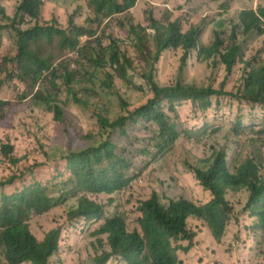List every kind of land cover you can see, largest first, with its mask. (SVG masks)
I'll return each mask as SVG.
<instances>
[{
	"label": "rangeland",
	"instance_id": "rangeland-1",
	"mask_svg": "<svg viewBox=\"0 0 264 264\" xmlns=\"http://www.w3.org/2000/svg\"><path fill=\"white\" fill-rule=\"evenodd\" d=\"M20 1L0 0V6L12 18ZM45 1L50 2L46 6V13L58 28L59 24L63 28L72 15L76 20H82L80 24L86 16H92L88 0ZM260 7H264V0H138L134 8L105 21L108 28L101 26L100 29L104 28L106 36L112 37L123 52H130L137 65L140 58L153 57L156 54L152 39L149 40L143 35L135 39V33H140L142 27L147 28L148 34L153 32L150 21L154 18L163 27L179 20L183 32L191 27H198L203 19L208 18L209 25L201 37L202 46L215 42L218 35L219 40L224 41L220 47L221 56L226 53V48L230 49L235 45L242 47L246 53L243 60L250 59L262 50V55L257 60L255 58V67H259L264 65V34L255 35L254 28L244 36V30L236 26L239 38L235 44L234 40H229L233 27L230 30L221 20L224 18L230 22L239 16L240 10L255 12ZM0 19L7 26L0 38V182L32 166H43L36 172L35 178L38 180H42L44 173L56 175L57 169L63 173L61 180H65L69 172L62 156H68L73 151L81 152L100 141L99 116L114 118L119 112L116 98L110 96V93L122 96L129 109H135L146 102L149 97L148 85L140 75L144 65L140 68L134 67V64L127 67V72L133 77L135 84L128 85L109 66L105 69L102 66L93 67L88 62L89 55L85 58V54L90 52V56L99 60L98 52L101 50L100 45L94 41L95 36L80 37L75 49L61 46L58 36L50 39L41 37L31 43L30 51L47 58L46 62L51 64L52 69L59 67V62L71 64L76 69V76L69 80V77L62 75L52 83L53 76L45 73L47 83L39 84L33 90L29 87L35 83L33 75L18 78L22 74L17 64L12 62L19 53L15 31L19 26L13 27L12 22L2 15ZM35 24L36 21L28 17L20 28L27 30ZM88 24L93 27V24ZM101 41L104 48L110 45L109 38L103 37ZM180 57L179 51L169 50L164 53L156 78L160 85H173L181 80L183 84L197 89L212 87L224 93H235L246 70V65L237 60L233 73L229 76L225 65L220 63V56H213L208 61L192 57L185 65L180 63ZM216 62L218 64L214 65ZM38 90L41 92L34 98ZM74 93L76 97L89 99L90 107L83 108L73 101ZM47 95H51L61 108L62 120H57L54 113L42 102ZM212 103L213 106L207 111H202L192 101L177 103L176 111L170 115L178 128L181 125L182 135L170 150L158 157L154 156L153 147L150 145L153 133L149 124L130 123L126 135L113 134L114 143L126 146V153L133 160L130 185L110 195L80 193V196L103 204L104 217L93 224L68 221V211L76 203V199H72L66 205L58 206L42 215L33 214L28 222L30 231L40 239L49 230L61 226L59 250L51 264H93V258L102 252V243L109 250L107 236L96 234L99 226L109 218L122 219L129 231L143 232V202L153 193L160 196L164 204H168L169 199L179 198L197 205L208 203L212 194L199 184L195 171L191 168H208V160L214 156V147L218 150L226 149L228 165L234 170L251 151L249 142L244 144L245 138L254 135L255 157L263 171L264 108L256 105L253 111L250 104L231 99L229 95L213 98ZM185 129L191 132L184 135ZM5 147L14 148L11 158L18 161L16 165L10 162L8 156H4ZM248 195L246 190L227 194L232 213L227 234L221 239L215 238L212 229L202 220L195 217L187 220V229L195 237L187 252L178 251L183 264H264V255L258 256L256 249L255 230L247 228L252 220L243 211ZM172 244L187 247L189 242ZM108 264L126 263L113 257Z\"/></svg>",
	"mask_w": 264,
	"mask_h": 264
},
{
	"label": "trees",
	"instance_id": "trees-1",
	"mask_svg": "<svg viewBox=\"0 0 264 264\" xmlns=\"http://www.w3.org/2000/svg\"><path fill=\"white\" fill-rule=\"evenodd\" d=\"M92 16H86L84 22L76 20L72 15L63 28L53 25L51 17L46 13V6L50 3L45 0H22L14 17H8L0 7V15L12 22L18 36L19 53L12 60L17 64L23 79L33 75L35 83L30 84L35 89L39 84L47 83L45 73L55 78L69 77L71 80L76 76V69L69 63L59 62V67L52 69L47 58L39 57L30 51L31 43L41 37L50 39L58 36L60 45L75 49L78 45L77 38L87 34L99 36L94 41L100 45L98 52L99 60L89 55L88 62L93 67L109 66L118 77L126 84L134 86L133 77L127 72V67L135 65L131 53L122 51L112 37L106 36L104 28H108L105 19L133 8L138 0H88ZM236 19H222L227 26L233 27L229 40L237 43L239 36L236 26L241 27L244 36L251 33L255 28V35L264 34V7L255 12L240 10ZM28 17L36 21L34 27L23 30L20 27L26 23ZM88 23L93 24V27ZM152 33L142 27L140 33L136 32L137 40L142 35L154 41L156 54L153 57L140 58L141 61L134 67L140 68L142 79L148 85L149 97L146 102L135 108L129 109L124 104L123 97L110 93L116 98L119 112L114 118L105 116L98 119L101 140L81 152H70L62 156L67 164L68 178L61 180L63 173L57 169L56 175L44 173L42 180L36 179V172L43 166H32L28 170H21L0 182V264H51L53 257L59 250V241L62 228L58 226L49 230L40 239L30 231V214L42 215L46 212L66 205L70 200L76 199V203L69 209L67 220L73 222L85 221L87 224L99 222L105 214L103 204L80 193L87 192L93 195L113 194L130 185L132 178L130 171L133 160L126 153V146L117 145L112 140V135L119 133L126 135V129L130 123L140 122L149 124L152 128L150 145L153 154L158 157L170 150L182 135V130L171 119V113L176 111V104L183 101H192L198 104L202 111H207L213 106L212 99L221 95H229L231 99L247 102L254 109L256 105L264 108V65L255 67L256 60L262 55V50L254 54L250 59L243 60L246 54L243 48L235 45L226 48V53L220 55V47L224 44L219 40L208 46H202L201 37L205 32L206 19H203L198 27H191L183 32L179 20L163 27L154 18L150 21ZM96 25V28L94 27ZM7 28L0 19V38ZM133 31L135 28L133 27ZM109 38L110 45L104 48L101 38ZM255 39V38H254ZM181 52L180 63L185 65L192 57L201 61H208L213 56H220V63L225 65V70L231 76L237 60L245 65V74L240 78L237 91L222 92L212 87L195 88L177 81L173 85L162 86L158 83L159 63L166 51ZM228 50V51H227ZM92 52V50H91ZM107 60V61H106ZM218 63H214L217 65ZM133 67V68H134ZM52 69V70H51ZM110 75L111 74H107ZM248 77V78H247ZM110 88L109 85L106 86ZM141 91H144L143 89ZM41 91H36V95ZM48 92L45 91L44 93ZM91 96H88L90 98ZM73 101L83 108L90 107L89 99H83L73 94ZM50 112H53L57 120H62L63 112L56 100L47 95L42 101ZM191 131L184 130L187 135ZM248 135L244 144L249 142L251 149L249 156L237 164L234 170L228 165L225 148L218 150L212 148L213 157L208 160L210 165L206 169L192 167L196 179L212 194L211 200L204 205H197L190 200L180 198L169 199L168 204L162 203L159 196L153 195L143 202L145 216L144 231L128 232L122 219H107L99 226L96 234L107 236V247L101 244L102 252L93 258V264H108L113 257L123 259L127 264H183L178 256V251L187 252L195 234L187 229V220L195 217L202 220L213 231L215 238L221 239L227 233V226L231 220L232 206L226 196L228 193H240L243 190L249 192L246 206L243 211L248 213L252 224L248 230H255V244L258 256L264 255V170L262 171L255 157V136ZM12 147L3 148L4 156L10 158V162L17 164L18 161L11 158ZM149 153V152H145ZM30 182V185H27ZM189 242L187 247L181 244L173 246L172 242Z\"/></svg>",
	"mask_w": 264,
	"mask_h": 264
},
{
	"label": "clouds",
	"instance_id": "clouds-1",
	"mask_svg": "<svg viewBox=\"0 0 264 264\" xmlns=\"http://www.w3.org/2000/svg\"><path fill=\"white\" fill-rule=\"evenodd\" d=\"M21 1H22V0H21ZM21 1H20V2H21ZM20 2L18 3V5L20 4ZM136 4H137V3H136ZM18 5H17V7H18ZM135 6H136V5H135ZM135 6H134V7H135ZM0 7H1V6H0ZM17 7H16V8H17ZM134 7H133V8H134ZM1 8H2V7H1ZM2 9L5 10L4 8H2ZM131 9H132V8H131ZM129 10H130V9H129ZM129 10H128V11H129ZM117 15H118V14H117ZM117 15H115V16H117ZM6 16H7V15H6ZM115 16H113V17H115ZM8 17H9V16H8ZM113 17H111V18H107V19H105V21H107L108 19H112ZM235 17H236V16H235ZM205 19H206V23H207V24H206V27H207V26L209 25V22H207V21H208V18H205ZM223 19H224V18H223ZM225 20H227V19H225ZM227 22H228V20H227ZM228 23H229V22H228ZM105 24H107V23L105 22ZM206 27H205V29H206ZM146 29H147V28H146ZM82 36H83L84 38H86L88 35H87V34H84V35L79 36V37L77 38L78 43H79V40H78V39H79L80 37H82ZM97 36H98V34H97L95 37H97ZM93 37H94V36H93ZM95 37H94V38H95ZM253 111H255V109H254ZM202 187H203V186H202ZM203 188H204V187H203ZM204 189H205V188H204ZM205 190H206V189H205ZM206 191H208V190H206ZM159 197H160V196H159ZM160 199H161V198H160ZM179 199H180V198H179ZM173 200H177V199H173ZM186 200H187V199H186ZM144 201H145V200H144ZM34 214H36V213H34ZM32 215H33V214H30V218H31ZM126 229H127V227H126ZM127 231H128V232H133V231H129L128 229H127ZM134 231L139 232L138 230H134ZM139 233H140V234H143L142 232H139ZM119 259H120V258H119ZM121 260H123V259H121ZM123 261H124V260H123ZM124 262H125V261H124ZM125 263H126V262H125ZM126 264H127V263H126Z\"/></svg>",
	"mask_w": 264,
	"mask_h": 264
}]
</instances>
